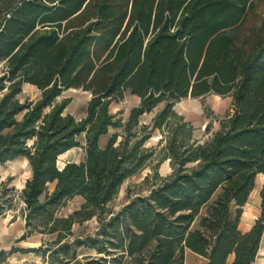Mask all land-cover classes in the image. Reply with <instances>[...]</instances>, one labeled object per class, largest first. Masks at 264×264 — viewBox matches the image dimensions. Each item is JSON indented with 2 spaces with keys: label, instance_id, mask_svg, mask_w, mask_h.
I'll list each match as a JSON object with an SVG mask.
<instances>
[{
  "label": "trees",
  "instance_id": "trees-1",
  "mask_svg": "<svg viewBox=\"0 0 264 264\" xmlns=\"http://www.w3.org/2000/svg\"><path fill=\"white\" fill-rule=\"evenodd\" d=\"M258 1L0 0V165L23 156L30 166L19 239L54 234L45 248L10 252H50L52 264L253 263L264 180L259 217L247 232L238 221L256 175L264 176V13L246 23ZM25 83L39 97L21 99ZM69 88L91 93L79 120L64 112L68 98L57 101ZM125 93L139 102L122 121L109 105ZM208 94L230 96L232 112L199 141L173 106ZM155 129L161 147L145 146ZM78 146L82 160L58 164ZM167 159L171 172L161 176L157 165ZM150 164L146 193L108 209L124 181ZM74 196L79 207L58 216ZM93 217L95 233L69 243L72 226ZM80 246L96 256L81 262Z\"/></svg>",
  "mask_w": 264,
  "mask_h": 264
},
{
  "label": "rangeland",
  "instance_id": "rangeland-1",
  "mask_svg": "<svg viewBox=\"0 0 264 264\" xmlns=\"http://www.w3.org/2000/svg\"><path fill=\"white\" fill-rule=\"evenodd\" d=\"M264 13V0H259L257 7L254 11L250 12L247 16L246 23L254 24L260 21ZM1 72V64H0ZM40 91L33 85L23 84L21 99H36L39 97ZM215 94H208L203 98H191L185 97L175 102L174 110L182 115L185 120L190 121L193 126V137L197 140L204 141L209 138L212 132L219 129L220 120L227 114L232 112L231 97L220 96ZM69 99L64 112L71 114L75 119L79 120L86 115V106L91 98L89 91L82 88H69L64 90L57 98V101L62 99ZM139 102V98L125 93L123 97L113 99L110 102L109 110L112 113H119L118 116L122 118V121L126 120L129 110L136 106ZM164 103L158 104L150 112L144 113L140 117V124H148L151 118L162 109ZM205 106V108H204ZM209 123V130H205V126ZM115 129L110 128L108 133L100 139V145H103L104 141L108 139L109 135L114 132ZM161 138L160 132L155 129L151 132V137L145 142V146H157L159 139ZM81 146L84 145V135L81 134L78 137ZM164 142H162L163 144ZM81 146L72 148L58 157V164L62 165L67 160L80 161L84 158V151ZM155 164V161L152 165ZM152 165L145 167L143 170L129 177L121 185L117 195L107 204V208L113 212L118 211L129 199L134 196V193L145 194V187L141 185L144 177L151 173ZM158 173L161 176H166L171 172L168 159L157 165ZM30 177V166L25 157H17L13 160L7 161L0 165V202L3 203L1 209V215L5 214L7 220H20L24 221V203L20 197V190L23 188L25 181ZM130 188L133 194L127 195V189ZM82 199L80 196H74L69 199L57 212L58 216H66L74 209L79 207ZM25 223V221H24ZM98 222L95 217L90 220L84 221L81 224L75 223L72 226V234L68 235L66 239L69 243L76 236L93 235L97 229ZM54 239V234H41L33 232L21 241L22 248H31L42 246L45 248L47 242ZM49 253L42 255L41 251L38 252H21L18 251L11 254L1 264H52L49 259ZM77 259L81 262L84 261L85 256H96L95 250L80 246L76 248ZM1 258V255H0Z\"/></svg>",
  "mask_w": 264,
  "mask_h": 264
},
{
  "label": "crops",
  "instance_id": "crops-1",
  "mask_svg": "<svg viewBox=\"0 0 264 264\" xmlns=\"http://www.w3.org/2000/svg\"><path fill=\"white\" fill-rule=\"evenodd\" d=\"M106 140L104 141L103 144H105ZM263 180H264V176L262 173L256 175L254 187L249 193L248 198L244 203V205L240 207L241 214L238 221V229L241 232L249 231L253 226V224L255 223V220L260 215V207H261L260 190L262 187ZM24 230H25L24 221H20V220L9 221L5 217V214L3 216H0V251L1 250L5 251V253H7L8 256L18 252V251L10 252V250L11 248L21 247L22 240H20L19 238L23 234ZM3 262L4 261L0 262V264ZM252 264H264V230L261 239L259 241L257 252Z\"/></svg>",
  "mask_w": 264,
  "mask_h": 264
},
{
  "label": "bare ground",
  "instance_id": "bare-ground-1",
  "mask_svg": "<svg viewBox=\"0 0 264 264\" xmlns=\"http://www.w3.org/2000/svg\"><path fill=\"white\" fill-rule=\"evenodd\" d=\"M216 97H218L217 95H215Z\"/></svg>",
  "mask_w": 264,
  "mask_h": 264
}]
</instances>
